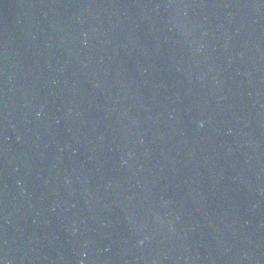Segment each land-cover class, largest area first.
<instances>
[{"label": "water", "instance_id": "95a60500", "mask_svg": "<svg viewBox=\"0 0 264 264\" xmlns=\"http://www.w3.org/2000/svg\"><path fill=\"white\" fill-rule=\"evenodd\" d=\"M0 264H264V0H0Z\"/></svg>", "mask_w": 264, "mask_h": 264}]
</instances>
